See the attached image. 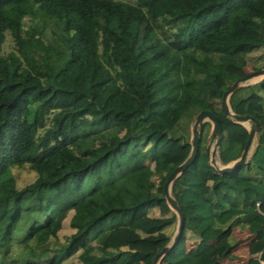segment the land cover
Wrapping results in <instances>:
<instances>
[{
  "label": "trees",
  "instance_id": "16d2710c",
  "mask_svg": "<svg viewBox=\"0 0 264 264\" xmlns=\"http://www.w3.org/2000/svg\"><path fill=\"white\" fill-rule=\"evenodd\" d=\"M33 15L42 23L25 27ZM263 18L264 0H0V264H64L87 244L93 257L77 255L78 264L150 261L146 244L120 248L106 232L152 235L175 221L172 211L148 210L188 154L187 124L198 110L217 116L219 161L239 155L247 128L208 99H220L248 62L264 66ZM6 33L13 48L3 52ZM228 103L258 125L256 142L248 159L218 173L206 152L209 123H201L193 159L170 184L182 226L161 263L221 264L233 254L237 226L251 234L249 257L238 264H264L256 205L264 200V75L235 87ZM101 134L109 141H94ZM55 140L59 147L43 150ZM139 152L155 158L145 179L118 175ZM25 163L35 176L17 187L10 169ZM68 211L73 231L60 239ZM187 230L198 236L194 246H186Z\"/></svg>",
  "mask_w": 264,
  "mask_h": 264
},
{
  "label": "rangeland",
  "instance_id": "374dc122",
  "mask_svg": "<svg viewBox=\"0 0 264 264\" xmlns=\"http://www.w3.org/2000/svg\"><path fill=\"white\" fill-rule=\"evenodd\" d=\"M127 1L132 2L133 0H127ZM39 17H40L39 15H33L32 19L26 17L25 22H24V26L27 27L29 24H31V22H35V21H36L35 23H37V24L42 23L41 17L40 18ZM52 26H53V24L51 22H47L44 26V30H43L44 35H46V37H48V38L53 36V34L51 32ZM11 48H13L12 40H11L10 35L8 33H6L4 42L2 44V51L6 52V51L10 50ZM260 64H262V63H258V66ZM245 69H246V72L254 70V68H252V66H251V62H248L246 64ZM254 77H256V79L250 80V78H251L250 77L249 79H246L244 81H238V84L239 85L249 84V83H252L254 81H257L262 76L259 77V75H254ZM150 96L153 97L154 94L150 93ZM208 100L213 105L214 109L219 110L222 107L220 99L210 97ZM60 102H61L60 100L57 102H50V103H48L47 106L49 109H52L53 107L58 105ZM120 121H121L120 119H116L114 121V123H118ZM205 121H207V120H205ZM207 122L209 123V128H208V133H207L206 138H205V146L208 145V150H207L208 160L212 164H214L216 166H220L221 164H225V163H221L216 157V147H215V143H214L215 137L210 136V134H209L210 122L209 121H207ZM245 122H247V123H245V124L243 123V124L245 125L246 128L252 127L251 122L249 120H247ZM192 123H193V119L190 120L189 123L187 124V131H186L185 135H186L188 141H189L190 136H191ZM28 139H29V145H30V147H32V143H33L32 142L33 141L32 140V134L28 135ZM93 140H91L90 142H92ZM101 140L109 141L107 136H105L104 134L99 135L97 138H95L94 141H101ZM255 142H256V132H254L252 135V140H251L252 145H250L251 147L249 148L248 152H250V150L254 146ZM42 145H43L44 151H51L52 149L59 147L60 143H59V141L55 140L52 143H49V144L44 143ZM62 155L63 156H62L61 160L64 159L63 157H67L66 154H64V153H62ZM154 161H155V158L148 156L146 153L139 152L135 155L129 156L127 158V160L123 161L120 164V166L116 169V173L118 175H122V177L124 176V178L134 177L135 180L143 181L145 179L146 175L151 171V168L154 165ZM54 165L55 164H53V167H54ZM10 172L14 178L15 185L17 187H20V186L24 185L25 183L30 182L31 180H33V178L35 176V172L33 170L29 169V167L27 166V163H25L19 167H12L10 169ZM152 179L156 183L159 181L160 178H159V175H153ZM112 187H114V189L116 191L120 192L121 182L116 181L115 183L112 184ZM171 211L174 212L173 209L167 203V201L163 198L161 200L160 204L158 206L150 208L148 210V213L150 215H161V214H168ZM70 214H71V211H68L67 215L61 220L60 227L57 231V235L60 239H62L65 235H67L68 233L73 231V228L70 227L69 222H68ZM175 226H176V218L172 224L164 227L162 230H160L157 233H153L152 235H146L145 233H143L139 230H128L125 228H116L113 230H108L106 232V239L110 243H113L114 245H117L120 248L126 247V245L131 243V242H141V243H144L147 245L148 250L151 254H154L161 247L160 243L162 241H165V244L169 243L171 236H172V233L174 232ZM238 235L242 236L243 234L240 233ZM90 246H91V244H89L87 247H90ZM80 251L81 250H77L74 254H72L67 260L64 261V264H78L79 262L77 261L78 260L77 254ZM148 263H149V261L147 263H142V264H148ZM155 264H165V263H161L160 261H158Z\"/></svg>",
  "mask_w": 264,
  "mask_h": 264
},
{
  "label": "water",
  "instance_id": "95a60500",
  "mask_svg": "<svg viewBox=\"0 0 264 264\" xmlns=\"http://www.w3.org/2000/svg\"><path fill=\"white\" fill-rule=\"evenodd\" d=\"M260 30H261V38H262V43L264 45V18L260 22ZM254 75H259L263 76L264 75V66L251 70L249 72H246L244 75H242L239 78L234 79L227 87H225L222 91L221 97H220V102L223 108L224 113L232 117L236 122H239L242 124L244 127L245 125L243 122L250 120L251 116L248 113H234L231 111L229 103H228V96L230 92L237 87L238 81H244L251 76ZM209 121L210 122V130L209 134L211 137H215V146L217 147L219 143V139L221 137V129L218 123L217 116L209 111L208 109H200L198 110L194 117H193V123L191 126V136L189 139V152L188 154L176 165L174 166L166 175L163 181V194H164V199L167 201L169 206L173 209L175 215H176V226L174 229V232L172 233L171 239L169 243L161 246L157 252H155L150 259L148 264H155L156 262L160 261V257L162 254L166 251V249L173 243L175 237L177 236L178 232L181 229L182 226V214L181 211L173 198V196L170 194V184L174 177H176L193 159L195 152L197 150V143L199 139V130L198 127L201 125L203 121ZM255 124H257V121H255ZM258 129V125L255 127H248L247 128V137L245 139V142L242 146V149L237 157L234 159L226 162L225 164H221L220 166L216 167V170L218 173H222L224 171H230L233 170L237 165L243 163L246 159H248L252 149L249 151V146L251 144L252 140V135L253 133ZM253 148V147H252ZM208 150V145H206V152Z\"/></svg>",
  "mask_w": 264,
  "mask_h": 264
},
{
  "label": "crops",
  "instance_id": "0c3cea01",
  "mask_svg": "<svg viewBox=\"0 0 264 264\" xmlns=\"http://www.w3.org/2000/svg\"><path fill=\"white\" fill-rule=\"evenodd\" d=\"M157 158V157H156ZM260 211L264 212V200L260 202ZM242 233L243 235H238ZM232 235L237 239V243L232 248V256L231 257H224L221 259V264H238L246 261L249 257L248 251H247V244L251 237V234L248 233V231L245 228H239L237 226L232 228ZM245 237V238H244ZM198 241V236L195 232H192L191 230L186 231V246L191 247L194 246L195 243ZM89 244L85 245L83 248H80L78 250H81L77 255L78 258L81 259V261L88 260L93 257V254H91V246L87 247Z\"/></svg>",
  "mask_w": 264,
  "mask_h": 264
},
{
  "label": "clouds",
  "instance_id": "9594fccd",
  "mask_svg": "<svg viewBox=\"0 0 264 264\" xmlns=\"http://www.w3.org/2000/svg\"><path fill=\"white\" fill-rule=\"evenodd\" d=\"M263 67V66H262ZM262 78V77H261ZM259 80V79H258ZM255 82V81H254ZM244 85V84H243ZM239 86V85H238ZM222 106V105H221ZM256 132V131H255ZM216 147V146H215ZM216 157H217V159H218V156H217V147H216ZM215 160V159H214ZM219 160V159H218ZM210 162V161H209ZM211 163V162H210ZM222 163V162H221ZM212 164V163H211ZM214 165V164H213ZM214 166H216V165H214ZM217 167V166H216ZM260 202V201H259ZM257 208L260 210V205L259 206H257Z\"/></svg>",
  "mask_w": 264,
  "mask_h": 264
},
{
  "label": "bare ground",
  "instance_id": "6f19581e",
  "mask_svg": "<svg viewBox=\"0 0 264 264\" xmlns=\"http://www.w3.org/2000/svg\"><path fill=\"white\" fill-rule=\"evenodd\" d=\"M260 77V76H259ZM249 79V78H248ZM253 79H256V77H254V76H251V78H250V80H253ZM258 79V78H257ZM244 124L245 123H247V122H243ZM250 145H252V144H250ZM251 146H249V148H250Z\"/></svg>",
  "mask_w": 264,
  "mask_h": 264
},
{
  "label": "built area",
  "instance_id": "2783aa9c",
  "mask_svg": "<svg viewBox=\"0 0 264 264\" xmlns=\"http://www.w3.org/2000/svg\"><path fill=\"white\" fill-rule=\"evenodd\" d=\"M256 205H257V206H259V205H260V202H259V201H257V202H256Z\"/></svg>",
  "mask_w": 264,
  "mask_h": 264
}]
</instances>
